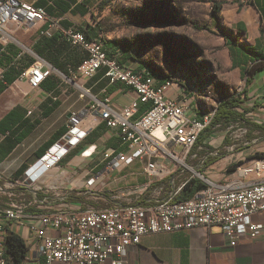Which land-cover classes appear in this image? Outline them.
Masks as SVG:
<instances>
[{"label": "crops", "instance_id": "crops-1", "mask_svg": "<svg viewBox=\"0 0 264 264\" xmlns=\"http://www.w3.org/2000/svg\"><path fill=\"white\" fill-rule=\"evenodd\" d=\"M22 1L45 7L51 18L40 19L30 30L24 31L11 22L6 28L7 40L0 42V171L10 177L23 176L48 149L66 141L76 116V128L84 133L67 143L68 152L59 166L51 169L35 185L34 188H42L39 197L45 202L36 205L33 211L43 212L47 208L52 211H84L121 189L115 185L122 182L123 188L148 185L147 193L152 191L160 181L150 183L143 172L145 162L139 160L123 169L119 177L116 176L118 172L111 174L114 179L111 182L107 179L104 188L99 189L101 191L86 186L88 179L104 168L105 152L127 149L120 129L109 128L92 105L98 100L109 99L108 106L120 111L137 98L132 88L111 82L103 71L90 80L80 76L75 79L73 74L77 69L67 75L59 67L62 58L55 57L51 49H44L45 43L52 37L60 35L64 38L63 31L86 25L89 22V5L80 1L73 4L69 0H43L42 4H38L42 0ZM61 1L70 2L67 11H61L55 4ZM224 16L236 36L237 41L227 38V42L232 45L238 65L248 67L264 56V0L229 3L224 9ZM40 58L52 72L43 85L33 88L23 72ZM125 64L138 70L146 67L131 58ZM11 73H17V77L6 86V75ZM243 75L246 80L248 74L243 72ZM250 77L239 111L247 120L264 125V68ZM84 88L94 95L87 94L82 90ZM183 91L186 92L174 84L170 94ZM147 106L141 104L138 115ZM212 138L213 134L205 139V144L193 148L190 158L198 157L194 160L197 163L187 164L195 169L197 174L193 172V175L203 181L207 178L233 188L263 180L257 174H241L242 168L248 166L257 153L264 158V133L261 130L250 128L245 141L238 146L232 143L225 145V153H220L216 146L211 145ZM234 163H238L236 170L228 173V167ZM181 169L164 180H172L175 176L178 182L181 181L186 170H190L187 167ZM254 220L264 223V212L254 215ZM9 227L25 240L30 237L35 239L26 225L13 223ZM43 259L38 249L30 247L22 264H41ZM126 264H264V231L258 237L244 238L236 245L229 243L219 225L147 234L139 245L130 249Z\"/></svg>", "mask_w": 264, "mask_h": 264}, {"label": "built area", "instance_id": "built-area-1", "mask_svg": "<svg viewBox=\"0 0 264 264\" xmlns=\"http://www.w3.org/2000/svg\"><path fill=\"white\" fill-rule=\"evenodd\" d=\"M50 18L45 7L22 0H0V42L7 40L6 28L11 22L30 30L38 20ZM63 32L73 45L87 51V57L73 74L75 79L80 76L90 80L104 71L111 82H119L137 93V98L120 111L108 106L109 99L98 100L92 105L109 128L120 129L127 149L105 152L104 168L89 178L86 186L101 191L99 189L104 188L111 174L120 173L139 160L145 162L143 172L149 182L160 181L158 196L148 197L147 185L135 187L133 191H113L104 199L107 207L92 205L84 211H52L49 208L43 212L33 211L32 208L45 202L39 197L42 188H34L35 185L51 169L59 166L68 152L67 143L84 133H75L78 117L74 116L66 141L48 149L23 177L11 179V183L19 187L7 189L0 185V195L9 197L0 205V264L9 261L6 235L13 223L28 226L35 236L34 240L31 237L24 240L29 249L35 247L39 250L44 258L41 264H126L130 249L139 245L143 236L194 227L219 225L231 245L244 238L258 237L264 231V223L254 220V215L264 212V158H254L241 170V174H257L263 180L233 188L203 178L204 188L189 199L177 200L188 180L196 175L183 176L179 182L175 176L172 180L164 179L177 174L183 167L197 173L186 163L177 165L171 160L181 161L192 155L197 137L211 124L215 114L199 117L195 113L193 97L188 93L170 94L174 86L172 81L158 80L146 70H138L110 56L102 34L89 40L78 29ZM45 64L43 59H37L23 72L33 88L40 87L52 72ZM141 104L148 106L138 115ZM165 183L167 188L163 185ZM19 195L24 196L23 202L14 198Z\"/></svg>", "mask_w": 264, "mask_h": 264}, {"label": "rangeland", "instance_id": "rangeland-1", "mask_svg": "<svg viewBox=\"0 0 264 264\" xmlns=\"http://www.w3.org/2000/svg\"><path fill=\"white\" fill-rule=\"evenodd\" d=\"M71 1L73 4L76 1L87 3L90 7L87 23L96 25L99 34L106 40L122 45L123 52H130L134 62L185 89L193 97L198 116L215 111L222 99L237 95L245 88L243 72L233 62L232 45L227 42V38L237 41L236 36L224 16L225 7L237 0ZM218 3L223 4L216 11ZM79 85L83 84L80 82ZM86 93L90 96L93 94ZM250 128L236 122L230 126L217 125L213 128V138L209 141L220 153H225L224 146L231 143L236 146L242 144ZM167 159L171 160L169 157ZM196 159L198 157L188 156L181 161L171 160V163L195 165ZM192 173L186 170L184 176L188 177ZM120 175L122 174L118 173L116 176ZM0 176L3 188L20 186L11 183L13 176H7L2 171ZM113 179L111 175L107 181L111 182ZM166 184H163L165 188ZM115 186L121 188L116 190L120 193L135 189L133 185L123 188V182ZM158 186L160 184L147 193L148 197L158 196ZM14 198L19 202L24 201V196ZM94 206L107 207L108 203L103 200Z\"/></svg>", "mask_w": 264, "mask_h": 264}, {"label": "trees", "instance_id": "trees-1", "mask_svg": "<svg viewBox=\"0 0 264 264\" xmlns=\"http://www.w3.org/2000/svg\"><path fill=\"white\" fill-rule=\"evenodd\" d=\"M42 2L44 1L42 0L38 4H42ZM55 4L59 7L61 11H67L69 6H71L70 2L62 3V1L55 2ZM222 4L223 3L216 4V11H219L222 8ZM78 29L83 31L89 40H93L98 37L100 32L96 25H92L90 23H87L84 26H80ZM103 40L106 44L108 54L112 57L118 56V59L121 63H125L128 59L132 57L130 52H123V47L119 43H116L114 41H108L106 40V38H103ZM44 49H51V52L55 57L62 58V62L59 67L67 75L71 74V70H76L81 64V62L87 57V51L85 49H83L81 46L73 45L65 37L63 38L60 35L54 36L50 40H48L44 45ZM38 52L41 54L40 50ZM233 62L236 63L237 66H240L241 71H243L244 74H248V77L246 78L245 88L240 91L237 95L227 96L218 103L211 124L205 129L204 132H202L197 137L194 149L199 145L205 144V139L213 133V128H215L217 125L230 126L231 124L236 122L240 126H250L251 128L259 129L264 133V125L247 120L244 114L239 111V109L242 108V97L247 92V85L251 80L250 76L254 75L257 71L264 68V56H260L259 59L254 60L248 67H246L238 65V63L236 62L235 55L233 54ZM153 73L156 74L155 72ZM16 77L17 73H11L10 75H6V86L11 84L16 79ZM46 79L42 82L41 85L45 83ZM159 79L162 81H166V79H162L161 77H159ZM255 157L262 158L263 155L257 153ZM237 166L238 163L231 164L228 167L227 172L233 173L236 170ZM22 171H20V173ZM23 176H13V178H20ZM204 187L205 182L203 180L198 177H192L182 188L180 193L177 195L176 199H189ZM8 199L9 197L7 195H0V205L5 204ZM140 201H142L141 198L138 200V202L140 203ZM28 250L29 247L26 245L24 238L20 234L9 229L6 235V253L10 264H22L27 257Z\"/></svg>", "mask_w": 264, "mask_h": 264}, {"label": "bare ground", "instance_id": "bare-ground-1", "mask_svg": "<svg viewBox=\"0 0 264 264\" xmlns=\"http://www.w3.org/2000/svg\"><path fill=\"white\" fill-rule=\"evenodd\" d=\"M141 70H146L148 72V75H150L151 77H154V78L160 80L159 77H158V75L154 74L149 68L144 67ZM214 114H215V111H212V112L206 113L205 115H214ZM74 131H75V133H78L79 132V129L75 128ZM158 133L160 134V131H158Z\"/></svg>", "mask_w": 264, "mask_h": 264}]
</instances>
